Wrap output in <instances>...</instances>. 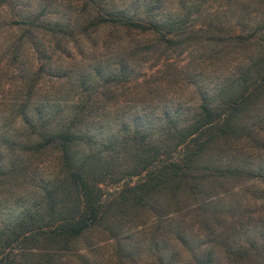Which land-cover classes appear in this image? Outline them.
I'll list each match as a JSON object with an SVG mask.
<instances>
[{
	"label": "rangeland",
	"instance_id": "374dc122",
	"mask_svg": "<svg viewBox=\"0 0 264 264\" xmlns=\"http://www.w3.org/2000/svg\"><path fill=\"white\" fill-rule=\"evenodd\" d=\"M14 1L0 8V225L59 169L54 146L22 149L24 111L44 118L85 104L98 118L94 131L113 133L133 118L192 112L264 53V0ZM104 14L159 22L165 36L85 28ZM240 112L237 132L211 144L177 194L157 191L148 205L92 226L54 264H264V94ZM140 177L102 183V198Z\"/></svg>",
	"mask_w": 264,
	"mask_h": 264
},
{
	"label": "trees",
	"instance_id": "16d2710c",
	"mask_svg": "<svg viewBox=\"0 0 264 264\" xmlns=\"http://www.w3.org/2000/svg\"><path fill=\"white\" fill-rule=\"evenodd\" d=\"M14 4L0 0V8ZM21 19L28 28L72 34L67 26ZM92 25L165 36L161 23L123 14L100 15L85 28ZM239 71L237 83L222 86L214 96L202 95L192 112H165L148 124L133 118L108 134L94 131L98 118L85 104L70 113L44 115L45 120L40 113L24 111L21 120L28 133L22 149L31 154L54 146L59 169L40 186L33 203L0 225V264H54V256L72 249L74 240L92 226L148 205L157 191L177 194L196 160L218 138L237 132L240 111L264 94V53L248 57ZM133 175L141 177L102 198V183Z\"/></svg>",
	"mask_w": 264,
	"mask_h": 264
}]
</instances>
